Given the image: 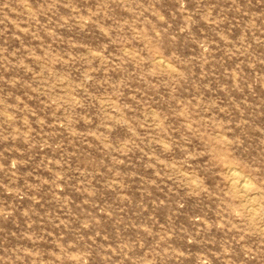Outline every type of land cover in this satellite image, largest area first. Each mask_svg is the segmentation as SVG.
<instances>
[{
  "label": "rangeland",
  "instance_id": "obj_1",
  "mask_svg": "<svg viewBox=\"0 0 264 264\" xmlns=\"http://www.w3.org/2000/svg\"><path fill=\"white\" fill-rule=\"evenodd\" d=\"M0 264H264V0H0Z\"/></svg>",
  "mask_w": 264,
  "mask_h": 264
},
{
  "label": "bare ground",
  "instance_id": "obj_2",
  "mask_svg": "<svg viewBox=\"0 0 264 264\" xmlns=\"http://www.w3.org/2000/svg\"><path fill=\"white\" fill-rule=\"evenodd\" d=\"M234 174H235V173H234ZM234 174H233V175H234ZM236 174H237V173H236ZM233 177H234V176H233ZM236 177H237V176H236ZM242 178H243V177H242ZM234 180H236V178H234ZM238 180H239V179H237L236 181H238ZM243 180H244V179H243ZM232 181H233V179H232ZM240 182H241V181H240ZM244 182H245V181H244ZM233 183H234V182H233ZM241 184H243V182H242ZM236 186H237V185H236ZM247 186H248V183H247ZM242 187H243V188H246V184H243V185L241 186V188H242ZM248 187H249V186H248ZM238 188H239V187H238ZM239 189H240V188H239ZM249 189H250V188H248V190H249ZM241 191H242V189H241ZM240 193H241V192H240ZM245 193H246V192H245ZM245 193H244V194H245ZM245 196H246V195H245ZM248 196H249V195H248ZM247 198H248V197H247ZM247 198H246V199H247ZM250 198H251V200L253 199L252 197H250ZM247 200H248V199H247ZM247 200H246V202H247ZM253 200H254V199H253ZM248 201H249V200H248ZM250 202H251V201H250ZM253 202H254V201H253ZM245 204H246V203H245ZM257 204H258V203H257ZM248 205H249V203H248ZM250 206H251V205H250ZM252 208H253V207H252Z\"/></svg>",
  "mask_w": 264,
  "mask_h": 264
}]
</instances>
